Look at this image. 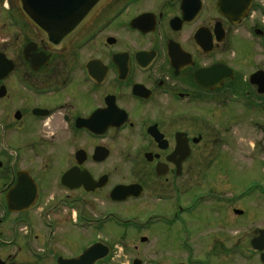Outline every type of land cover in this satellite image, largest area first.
<instances>
[{
    "label": "flooded vegetation",
    "instance_id": "af4514ba",
    "mask_svg": "<svg viewBox=\"0 0 264 264\" xmlns=\"http://www.w3.org/2000/svg\"><path fill=\"white\" fill-rule=\"evenodd\" d=\"M54 3L23 11L0 0V263L58 264L97 244L120 255L135 231L134 255L153 235L166 240L157 251L189 253L200 237L202 258L174 264H264V234L254 246L264 183L234 199L230 176L212 172L221 155L236 163L218 148L234 145L221 137L223 112L264 113V0H109L64 47L34 23L53 11L54 29L70 30L58 14L86 13L92 1ZM195 185L215 209L196 222V238L185 221L186 242L173 244ZM119 186L138 196L113 200Z\"/></svg>",
    "mask_w": 264,
    "mask_h": 264
},
{
    "label": "rangeland",
    "instance_id": "374dc122",
    "mask_svg": "<svg viewBox=\"0 0 264 264\" xmlns=\"http://www.w3.org/2000/svg\"><path fill=\"white\" fill-rule=\"evenodd\" d=\"M234 112L229 113L227 111L223 112V116L221 118V126L223 129H228V132L222 131V138L229 137V141L233 142L234 145L230 148L229 145L219 144L218 148H221L222 151H229L234 152L236 155L233 157L235 158V164L233 161L231 162L230 159L226 158L225 156H220L217 160L214 161L212 165V172L216 174H222L225 176H230L228 183H232L233 185V193L232 196L234 199H237L239 196V192H245L253 187L256 184H263L264 183V170L262 171V164L264 163V129L258 128L256 130L253 126L259 122L264 120V113H258L255 110L251 111L245 107L241 108L239 105L234 107ZM221 146V147H220ZM214 147V146H212ZM210 147L207 146V150ZM257 153V155H255ZM208 162V160H207ZM132 163L126 161V182L134 181L137 177L135 175L128 174L129 168L132 167ZM190 185L197 184L196 176L190 177ZM203 187L196 186L191 189L190 196L187 198L189 202L186 205V212L184 215H179L178 221L181 222L177 223L176 226L178 228L174 229L173 232L169 235L171 240L174 241L173 244L186 242L183 235V231H186L184 224L185 221L191 225V229L189 230V242L191 239L196 238L197 235V221L202 219L206 216H211L213 214L214 203L208 204L204 202L202 198L203 196ZM57 193V191H56ZM202 200V201H201ZM156 202V199L153 201ZM250 205V204H249ZM137 206V207H136ZM251 206L254 207V214H256V209L258 207L263 206L261 202L254 201ZM134 207V208H132ZM131 207V212L133 214H140L138 210V204ZM136 207V208H135ZM149 213L147 216L150 217ZM144 221L149 223L150 219L146 218ZM138 219L131 220L130 227L134 224L137 225ZM153 220H151V223ZM5 226V225H4ZM2 225L1 229L3 230V240L6 239V234L8 232L7 226L4 227ZM135 231L129 232L127 240H125V249L124 253L120 255H111L106 260L98 263V264H132L134 259H139L143 262V264H174L176 262H186L190 261L192 263H197L200 258L203 256V247L200 246V237L197 238L194 242L196 245V250L193 252H185L182 249H177L169 247L164 251H157L154 248H157V244H163L166 242L162 236L153 235L154 239H150L148 245L145 246V250L142 251L140 255H134L131 251V247L134 245H139V241L137 239V235L134 233ZM188 242V243H189ZM57 245L50 246L51 248H56ZM40 248H44L45 245H38ZM70 250L68 249V252ZM26 259L30 260L31 263L35 262L31 254L26 251L25 253ZM47 261L45 264H54V258L52 256H47ZM44 264V263H43ZM238 264H257L256 259H253L248 262L246 261H238Z\"/></svg>",
    "mask_w": 264,
    "mask_h": 264
},
{
    "label": "water",
    "instance_id": "95a60500",
    "mask_svg": "<svg viewBox=\"0 0 264 264\" xmlns=\"http://www.w3.org/2000/svg\"><path fill=\"white\" fill-rule=\"evenodd\" d=\"M57 0H19L20 6L23 11H26L28 8H40V7H50L54 8L57 4L54 2ZM92 3L86 7L87 12H77V13H68V14H58V16L64 17L62 20L57 21V25H66L67 27H70V30L67 28H64V26H57V31L54 29V26H56L54 23H56L54 20L47 21L48 15H50L51 19L54 18L55 13L52 11L50 13H47L48 15L44 18V22H35V26L39 28V33L45 38V40L49 43H53L55 40V35L57 34V44L62 45L61 47H64L65 44H68L69 42L73 41L75 38L81 34L83 29L87 26V24L94 18L99 10L104 6L109 0H90ZM28 16L32 19L35 16L37 18L41 14V12L38 13H27ZM44 16V14H42ZM70 174H67V177ZM138 196V193H136V186H119L116 187L112 193L111 197L115 201H121V200H127L130 197ZM264 232L262 233L261 237L258 238V240L254 241L255 249H258L256 247V242L262 240ZM258 250H261L260 248ZM108 255L107 248L101 246V245H95L89 250H87L84 254H82L77 259L72 260H59L58 264H94L95 262L104 259ZM262 261L264 262V256H262ZM133 264H141L140 260H135Z\"/></svg>",
    "mask_w": 264,
    "mask_h": 264
}]
</instances>
